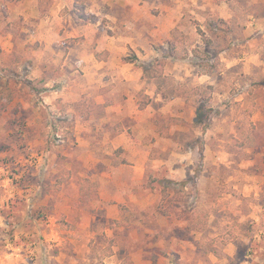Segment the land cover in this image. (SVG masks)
<instances>
[{"label": "clouds", "instance_id": "1", "mask_svg": "<svg viewBox=\"0 0 264 264\" xmlns=\"http://www.w3.org/2000/svg\"><path fill=\"white\" fill-rule=\"evenodd\" d=\"M0 264H264V0H0Z\"/></svg>", "mask_w": 264, "mask_h": 264}]
</instances>
